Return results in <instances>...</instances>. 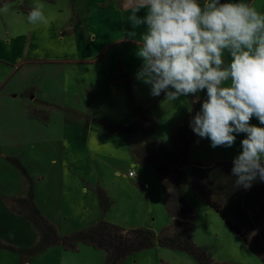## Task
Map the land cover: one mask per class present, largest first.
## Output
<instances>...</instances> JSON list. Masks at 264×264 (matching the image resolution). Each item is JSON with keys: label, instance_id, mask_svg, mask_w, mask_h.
<instances>
[{"label": "rangeland", "instance_id": "obj_1", "mask_svg": "<svg viewBox=\"0 0 264 264\" xmlns=\"http://www.w3.org/2000/svg\"><path fill=\"white\" fill-rule=\"evenodd\" d=\"M228 1L238 2L222 3ZM245 2L264 12V0ZM38 3L46 16L54 17L47 25L27 21ZM130 11L129 0H10L0 7V264H104L105 259L103 250L81 243L67 250L61 239L36 249L37 230L10 207L11 198L24 197L28 186L19 164L33 182L35 204L60 238L101 220L126 231L150 229L156 235L171 225L148 144L153 139L172 146L177 123L191 111L192 95L170 102L163 92L150 95V86L136 79L142 66L136 51L144 29L127 40L126 32L132 31L127 23ZM137 14L142 16L144 10ZM118 56L133 76V100L157 122L153 131L149 125L137 128V135L125 129L127 123L142 119L129 114L127 86L114 81ZM198 95H206V90ZM250 123L264 126L255 117ZM245 135L238 134L232 147L212 148L208 138L190 133L191 161L183 170L190 173L195 165L212 168L224 163L218 170L226 186ZM129 171L136 178H128ZM204 187L202 192L248 231L249 244L187 182V200L195 213L193 244L204 248L215 264H264L259 235L264 213L256 221L247 209L242 217L231 203L228 206L219 188ZM167 188L170 192L173 184L167 182ZM98 189L108 199L106 210ZM120 264L199 262L183 250L156 246L131 254Z\"/></svg>", "mask_w": 264, "mask_h": 264}, {"label": "clouds", "instance_id": "obj_2", "mask_svg": "<svg viewBox=\"0 0 264 264\" xmlns=\"http://www.w3.org/2000/svg\"><path fill=\"white\" fill-rule=\"evenodd\" d=\"M129 2L132 31L126 36L144 29L136 79L150 86V95L163 92L170 102L206 90L191 130L212 148L232 147L238 134H246L232 161L235 186L247 190L264 181V126L250 123L255 117L264 125V12L245 0ZM50 19L39 3L27 16L33 26Z\"/></svg>", "mask_w": 264, "mask_h": 264}, {"label": "trees", "instance_id": "obj_3", "mask_svg": "<svg viewBox=\"0 0 264 264\" xmlns=\"http://www.w3.org/2000/svg\"><path fill=\"white\" fill-rule=\"evenodd\" d=\"M7 1L10 0H0V7ZM124 84L128 89L131 114L133 117L139 116L142 119L140 123L138 120L127 123L125 125L126 131L129 134L137 135V128L142 129L144 125L152 127L151 131H153L155 128L154 120L147 115L145 109L137 105L132 99L129 83L126 82ZM203 100H197L192 103L189 115L177 127L172 137L171 147L168 148L160 141L153 139L148 144L155 159L153 167L163 188L164 205L171 219V225L162 230L159 235L146 228L126 231L117 225L101 220L87 230L79 231L69 237L60 238L55 227L43 217L35 204L33 182L28 177L26 170L19 164L18 167L24 175L25 182L28 184L26 194L24 197L11 198L9 202L11 211L23 216L37 230L39 243L36 249L55 245L61 239L63 247L67 250L74 249L75 243H81L103 250L105 253L104 264H120L131 254L156 246H166L185 251L195 257L199 264H215L211 260L209 253L204 248L194 245L191 240L195 213L187 200V182H190L192 188L203 196L207 205L220 216L230 230L241 237L246 244H249L248 231L237 223L232 222L222 206L208 197L205 191L202 192L201 188H205L204 185H210L211 189L219 188V191L223 192L224 197L228 198V206L230 207V203L232 204L231 208L235 213L244 217V210L249 209L253 213V218L257 221L264 213V181L257 180L250 189L245 190L242 187H236L234 183L235 177L232 174H228L227 176L225 175L228 179L225 186L222 181L220 182L221 177L224 176L222 171L218 170V166L224 164L220 162L215 163L212 168H201L195 165L191 168L190 173L183 170L184 166L191 161L189 157L191 141L188 140L187 135L193 133V131L189 126V121L199 111ZM193 135L195 138L198 137L194 133ZM148 164L151 165V163ZM167 182L173 184L170 192H168ZM223 186L226 188H223ZM97 194L100 204L106 210L108 199L104 191L98 189ZM259 226H261L259 235L264 242V223ZM168 231H172L171 236H167ZM253 238L254 240L257 239L255 236ZM262 261L264 262V258H262Z\"/></svg>", "mask_w": 264, "mask_h": 264}, {"label": "crops", "instance_id": "obj_4", "mask_svg": "<svg viewBox=\"0 0 264 264\" xmlns=\"http://www.w3.org/2000/svg\"><path fill=\"white\" fill-rule=\"evenodd\" d=\"M224 1V0H223ZM200 2L201 3H203L204 2V0H200ZM229 2V1H228ZM221 3H222V0H221ZM131 38H129V39H127V40H130ZM103 56V53L102 54H100V58ZM117 60H118V67H119V70H118V73H116L115 74V76H114V81H115V83H116V85L117 86H123L124 85V83H129V91H130V94H131V97H132V99H134L135 97H134V95H133V93H132V84H133V82H134V79H133V76L132 75H130L129 73H128V71L127 70H124L123 69V65H122V62H121V60H120V56H118L117 57ZM139 65H142V64H139ZM122 77H125V82H123L122 83V80H121V78ZM31 89H27L26 91H25V93L26 92H29ZM206 97V95H203V96H200V95H198V96H194L193 97V95H192V102H195V101H197V100H202V99H206L205 98ZM129 99V98H128ZM129 102H130V100H129ZM137 103V102H136ZM137 105H139L140 107H142L143 109H145L146 111H147V115L152 119V120H154V118L150 115V113H149V111H148V109L146 108V107H144V106H142L141 104H137ZM192 107V106H191ZM128 112H129V114H130V103L128 104ZM132 115V114H131ZM189 115V114H188ZM188 115H186L185 117H184V119L181 121V122H178L177 123V125H176V128H175V131H176V129H177V127L180 125V124H182L185 120H186V118H187V116ZM132 118H133V115H132ZM154 123H155V127H156V125H157V122H156V120L154 121ZM191 147V146H190ZM128 178H130V177H128ZM134 177H132V178H130V179H133ZM135 178H136V176H135ZM210 186V185H209Z\"/></svg>", "mask_w": 264, "mask_h": 264}, {"label": "built area", "instance_id": "obj_5", "mask_svg": "<svg viewBox=\"0 0 264 264\" xmlns=\"http://www.w3.org/2000/svg\"><path fill=\"white\" fill-rule=\"evenodd\" d=\"M128 176H129V177H135L136 174H135L134 171H129V172H128ZM144 188L147 189V185H144Z\"/></svg>", "mask_w": 264, "mask_h": 264}]
</instances>
